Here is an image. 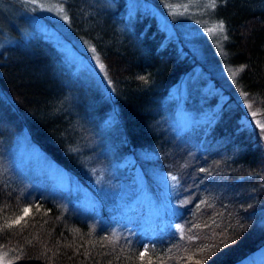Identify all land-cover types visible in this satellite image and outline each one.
Listing matches in <instances>:
<instances>
[{"label":"trees","instance_id":"16d2710c","mask_svg":"<svg viewBox=\"0 0 264 264\" xmlns=\"http://www.w3.org/2000/svg\"><path fill=\"white\" fill-rule=\"evenodd\" d=\"M47 1L98 75L74 70L29 23L32 0H0V151L23 131L89 186L109 135L114 152L141 153L170 179L177 211L149 238L128 223L113 234L107 211L21 190L0 173V264H235L254 251L264 240V0H148L169 33L125 0Z\"/></svg>","mask_w":264,"mask_h":264},{"label":"rangeland","instance_id":"374dc122","mask_svg":"<svg viewBox=\"0 0 264 264\" xmlns=\"http://www.w3.org/2000/svg\"><path fill=\"white\" fill-rule=\"evenodd\" d=\"M125 1L129 12L146 11L156 17L167 33L172 31L168 20L153 3L148 0ZM32 4L34 7L30 4V9L34 10V16L29 17V23L60 43L63 56L72 64L74 70L91 72L97 76V70L99 71L97 61L90 58L88 62L79 58L65 40L63 35H67V32L64 25L59 22V19L63 18L60 15L57 17L61 12L57 1L50 3L47 0H32ZM209 96L210 93L202 92L201 99L206 100ZM199 111L180 117L177 121L180 130L184 129L189 121L199 119L202 115ZM203 112L205 115L208 114L206 109ZM102 139L97 143V151H104L107 160L93 167L92 174L86 181L89 186L81 185L75 179L69 178L63 170L46 159L36 146L28 144L23 131L3 144L0 151V173L17 184L21 190H38L51 194L56 199L61 195L69 196L74 201L71 204L67 201L63 203L64 206L69 204L72 208L89 209L93 213L107 211L108 216L114 218L110 228L113 234H119L121 225L128 223L132 233L147 235L149 238L157 231L155 228L163 227L164 221L177 211L171 193V181L159 173L147 160V156L141 157L139 153L135 159L133 156L114 152V145L108 140L109 135ZM98 217L102 218L100 215ZM162 230L158 228V233ZM263 258L264 240L257 244L254 251L235 264H255Z\"/></svg>","mask_w":264,"mask_h":264},{"label":"snow or ice","instance_id":"6c2138e0","mask_svg":"<svg viewBox=\"0 0 264 264\" xmlns=\"http://www.w3.org/2000/svg\"><path fill=\"white\" fill-rule=\"evenodd\" d=\"M221 27H222V25H221ZM261 128H264V123L261 124ZM30 212H31V209L24 208L23 209L24 216L18 217L13 223L19 224L24 219L25 216L30 214ZM140 255H141V257H143L145 255V253L142 252ZM149 264H151V261H149Z\"/></svg>","mask_w":264,"mask_h":264}]
</instances>
